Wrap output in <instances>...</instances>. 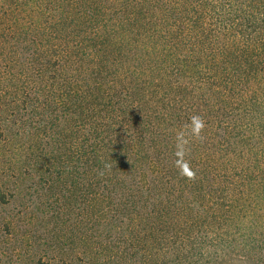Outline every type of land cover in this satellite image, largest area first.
Wrapping results in <instances>:
<instances>
[{"label":"trees","instance_id":"obj_1","mask_svg":"<svg viewBox=\"0 0 264 264\" xmlns=\"http://www.w3.org/2000/svg\"><path fill=\"white\" fill-rule=\"evenodd\" d=\"M8 115L63 264H264V0H0Z\"/></svg>","mask_w":264,"mask_h":264},{"label":"rangeland","instance_id":"obj_2","mask_svg":"<svg viewBox=\"0 0 264 264\" xmlns=\"http://www.w3.org/2000/svg\"><path fill=\"white\" fill-rule=\"evenodd\" d=\"M15 72L11 75L21 80V88L25 90V76H22L25 73L19 68ZM28 81L30 87L35 88V84ZM10 102L11 97L6 96L4 104ZM8 118L9 115L0 120V190L9 200L6 205L0 204V264H63L66 258L63 253L71 259L72 251L54 247L52 227L41 220L33 221L31 217L38 211L40 196L36 197L30 189L38 183L39 177L29 168L32 163L27 158L35 145V139H26L22 129L28 119L17 117L16 125H7Z\"/></svg>","mask_w":264,"mask_h":264}]
</instances>
